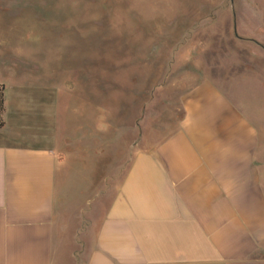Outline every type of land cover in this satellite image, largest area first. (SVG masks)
<instances>
[{"label": "crops", "instance_id": "crops-1", "mask_svg": "<svg viewBox=\"0 0 264 264\" xmlns=\"http://www.w3.org/2000/svg\"><path fill=\"white\" fill-rule=\"evenodd\" d=\"M239 82H198L172 130L135 148L107 205L88 126L60 139L53 110L40 124L16 94L0 128V264L264 261V141L230 93Z\"/></svg>", "mask_w": 264, "mask_h": 264}, {"label": "rangeland", "instance_id": "rangeland-1", "mask_svg": "<svg viewBox=\"0 0 264 264\" xmlns=\"http://www.w3.org/2000/svg\"><path fill=\"white\" fill-rule=\"evenodd\" d=\"M203 79L243 82L230 93L263 142L264 0H0L2 118L23 94L40 124L53 110L60 139L88 126L106 155V205L135 148L172 130Z\"/></svg>", "mask_w": 264, "mask_h": 264}, {"label": "trees", "instance_id": "trees-1", "mask_svg": "<svg viewBox=\"0 0 264 264\" xmlns=\"http://www.w3.org/2000/svg\"><path fill=\"white\" fill-rule=\"evenodd\" d=\"M5 111V98L3 91L0 90V128L5 125V122L2 118V114Z\"/></svg>", "mask_w": 264, "mask_h": 264}]
</instances>
